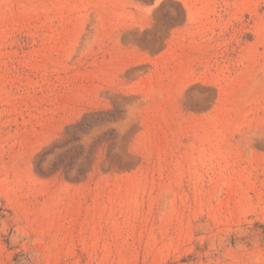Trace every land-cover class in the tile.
Instances as JSON below:
<instances>
[{"label":"rangeland","instance_id":"1","mask_svg":"<svg viewBox=\"0 0 264 264\" xmlns=\"http://www.w3.org/2000/svg\"><path fill=\"white\" fill-rule=\"evenodd\" d=\"M0 264H264V0H0Z\"/></svg>","mask_w":264,"mask_h":264}]
</instances>
